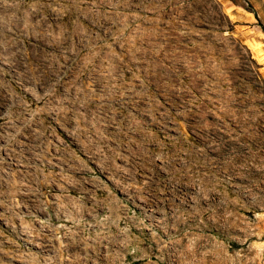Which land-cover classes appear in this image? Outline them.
I'll list each match as a JSON object with an SVG mask.
<instances>
[{
	"label": "rangeland",
	"instance_id": "374dc122",
	"mask_svg": "<svg viewBox=\"0 0 264 264\" xmlns=\"http://www.w3.org/2000/svg\"><path fill=\"white\" fill-rule=\"evenodd\" d=\"M0 264H264V0H0Z\"/></svg>",
	"mask_w": 264,
	"mask_h": 264
},
{
	"label": "bare ground",
	"instance_id": "6f19581e",
	"mask_svg": "<svg viewBox=\"0 0 264 264\" xmlns=\"http://www.w3.org/2000/svg\"><path fill=\"white\" fill-rule=\"evenodd\" d=\"M14 54V53H13ZM18 58V57H17ZM14 61H16V60H14ZM21 61V60H20ZM17 63V62H16ZM24 65V64H23Z\"/></svg>",
	"mask_w": 264,
	"mask_h": 264
}]
</instances>
